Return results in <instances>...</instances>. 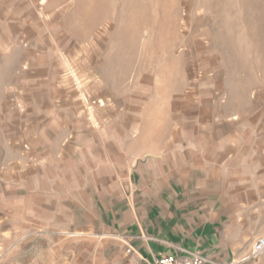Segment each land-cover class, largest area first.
I'll return each mask as SVG.
<instances>
[{
  "label": "crops",
  "instance_id": "obj_1",
  "mask_svg": "<svg viewBox=\"0 0 264 264\" xmlns=\"http://www.w3.org/2000/svg\"><path fill=\"white\" fill-rule=\"evenodd\" d=\"M4 17L0 3V71L15 76L32 53L11 51L22 27ZM2 77L0 264H152L193 253L264 264V253L251 256L264 237L259 95L233 108L199 87L156 113L126 97L124 108L118 100L99 111L109 125L91 128L75 121L73 98L39 92L54 83Z\"/></svg>",
  "mask_w": 264,
  "mask_h": 264
},
{
  "label": "rangeland",
  "instance_id": "obj_2",
  "mask_svg": "<svg viewBox=\"0 0 264 264\" xmlns=\"http://www.w3.org/2000/svg\"><path fill=\"white\" fill-rule=\"evenodd\" d=\"M22 2L37 19L19 10ZM51 2L47 9L42 0H0L5 21L22 27L9 48L32 53L15 75L22 79L0 76L54 83L39 92L73 98L75 121L109 125L99 111L111 113L118 100L174 111L177 95L199 87L216 88L233 108L247 96L264 100V0Z\"/></svg>",
  "mask_w": 264,
  "mask_h": 264
},
{
  "label": "built area",
  "instance_id": "obj_3",
  "mask_svg": "<svg viewBox=\"0 0 264 264\" xmlns=\"http://www.w3.org/2000/svg\"><path fill=\"white\" fill-rule=\"evenodd\" d=\"M252 257L259 256L264 253V237L255 240L252 248ZM210 261L198 253H193L190 258L182 259L175 256L166 255L155 260L152 264H209Z\"/></svg>",
  "mask_w": 264,
  "mask_h": 264
},
{
  "label": "bare ground",
  "instance_id": "obj_4",
  "mask_svg": "<svg viewBox=\"0 0 264 264\" xmlns=\"http://www.w3.org/2000/svg\"><path fill=\"white\" fill-rule=\"evenodd\" d=\"M98 1H101V0H98ZM103 1V0H102ZM96 10V9H95Z\"/></svg>",
  "mask_w": 264,
  "mask_h": 264
}]
</instances>
